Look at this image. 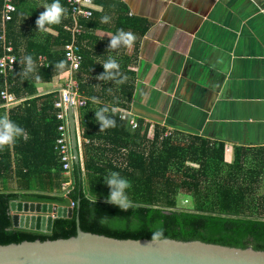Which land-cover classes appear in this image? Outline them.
I'll return each instance as SVG.
<instances>
[{
    "label": "trees",
    "instance_id": "trees-1",
    "mask_svg": "<svg viewBox=\"0 0 264 264\" xmlns=\"http://www.w3.org/2000/svg\"><path fill=\"white\" fill-rule=\"evenodd\" d=\"M16 12L6 25V39L14 45L17 61L7 78L0 74V114L22 126L27 138L0 148V244L23 240L68 238L77 234V217L85 231L116 238L152 239L153 225L162 223L163 238L199 239L205 242L264 250V146H237L233 161H227L226 144L199 136H165L157 126L142 133L143 122L131 130L121 109H129L132 94L123 86L127 102L119 101L110 110L114 127L99 128L96 118L84 123V172L74 162L72 184L63 175L61 155L56 149L59 120L55 103L59 92L39 95L41 83H51L69 70L65 47L72 41L66 26L72 24L67 0H61L65 15L60 24L46 25L56 34L37 31L35 21L43 12L32 0H13ZM4 0H0V17ZM94 13V12H93ZM27 17H26V16ZM94 15V14H93ZM91 18V17H90ZM88 18V19H90ZM88 19H81L78 40L84 59L76 73L85 70L84 34ZM4 43L0 41V57ZM31 55L35 70L25 72L24 57ZM63 61V68L56 65ZM8 88L23 102L6 109L1 91ZM133 88V87H132ZM119 172L131 182L127 189L131 207L120 210L106 203L109 193L104 177ZM75 203L72 218H56L51 233H35L13 228L10 204L21 198L65 200ZM190 196L191 208L179 207V195ZM101 216L115 218L99 223Z\"/></svg>",
    "mask_w": 264,
    "mask_h": 264
},
{
    "label": "crops",
    "instance_id": "crops-1",
    "mask_svg": "<svg viewBox=\"0 0 264 264\" xmlns=\"http://www.w3.org/2000/svg\"><path fill=\"white\" fill-rule=\"evenodd\" d=\"M32 2L44 11L52 0ZM93 10L85 70L73 73L78 97L86 100L74 108L83 172L82 119L104 106L107 116L118 110L120 100L127 102L123 86L132 98L120 111L143 122L142 133L150 128L149 137L161 126L181 138L223 142L229 162L237 146H264V0H93ZM118 29L135 36L131 47L108 48ZM110 57L119 64L113 79L101 76ZM71 76L66 70L39 84L38 94L59 92Z\"/></svg>",
    "mask_w": 264,
    "mask_h": 264
},
{
    "label": "water",
    "instance_id": "water-1",
    "mask_svg": "<svg viewBox=\"0 0 264 264\" xmlns=\"http://www.w3.org/2000/svg\"><path fill=\"white\" fill-rule=\"evenodd\" d=\"M75 162L82 165L74 106H69ZM73 200H13V228L48 234L56 218H72ZM0 264H264V250L199 239L116 238L85 231L77 217V234L68 238L23 240L0 244Z\"/></svg>",
    "mask_w": 264,
    "mask_h": 264
},
{
    "label": "built area",
    "instance_id": "built-area-1",
    "mask_svg": "<svg viewBox=\"0 0 264 264\" xmlns=\"http://www.w3.org/2000/svg\"><path fill=\"white\" fill-rule=\"evenodd\" d=\"M71 10L72 24L66 28L72 33V41L65 47L66 59L69 63V71L72 74L70 79L65 83L64 87L59 91L58 99L55 103L57 108L58 137L57 147L61 155V162L63 165V172L69 180L64 185V190L68 191L69 186L72 184V168L74 164V153L72 148L69 106L74 108L82 107L86 104V100L79 98L77 93V80L73 77V73L80 69L84 59L82 53V44L79 42L78 37L83 31V24L81 19H88L93 15V0H67ZM16 12V5L13 0H4L1 10L0 21V41L4 43V53L0 57V74L7 78L9 72L14 68L17 61V55L14 53V45L11 41L6 39V25L12 20L13 14ZM2 99L6 105H10L17 101L14 94L10 93L8 88L1 91ZM120 117L128 121L129 126L135 130L139 127V121L133 117L128 111H122ZM87 119H82L85 122ZM81 122V123H82ZM153 128V127H152ZM155 129V128H154ZM83 129L79 130L82 134ZM172 131L166 132L165 136L171 135ZM75 207V203L73 202Z\"/></svg>",
    "mask_w": 264,
    "mask_h": 264
},
{
    "label": "clouds",
    "instance_id": "clouds-1",
    "mask_svg": "<svg viewBox=\"0 0 264 264\" xmlns=\"http://www.w3.org/2000/svg\"><path fill=\"white\" fill-rule=\"evenodd\" d=\"M43 9L44 11L39 14L35 21L37 31H47L48 29L46 28V25L60 24L62 17L65 15V9L62 7L60 0H52L50 4H44ZM108 20L109 17L107 15L102 17L103 22H107ZM134 41L135 36L131 32H125L123 29H118L116 34L111 37L108 48L115 49L122 45L131 47ZM24 60L26 62L25 72H33L35 66L31 55L25 56ZM63 64L64 62L61 61L56 67L62 69ZM102 67L104 71L101 76L113 79L120 75L119 64L114 58L110 57L102 64ZM107 112V106L101 107L94 112L99 128L101 129L115 126V120L105 115ZM22 137L27 138L26 130L13 120L9 119L7 112L0 114V148L11 146ZM104 183L109 188L106 203L117 206L120 210H127L132 206L126 191L131 187V182L127 178L121 176L119 172L113 171L104 177ZM114 220L115 218L113 217L101 216L99 223L109 224ZM163 235L164 229L162 223L157 222L153 225L152 240H160L163 238Z\"/></svg>",
    "mask_w": 264,
    "mask_h": 264
},
{
    "label": "rangeland",
    "instance_id": "rangeland-1",
    "mask_svg": "<svg viewBox=\"0 0 264 264\" xmlns=\"http://www.w3.org/2000/svg\"><path fill=\"white\" fill-rule=\"evenodd\" d=\"M153 135V132L150 133V136ZM260 192L263 193L264 192V180H263V184H262V187L260 189ZM178 202H179V207L181 208H191L192 205H193V200L190 196H187V195H179L178 196Z\"/></svg>",
    "mask_w": 264,
    "mask_h": 264
}]
</instances>
